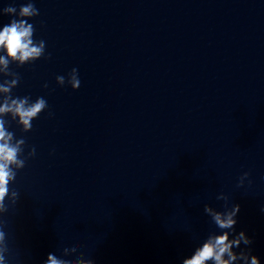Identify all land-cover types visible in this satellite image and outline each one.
Here are the masks:
<instances>
[{
	"label": "clouds",
	"instance_id": "1",
	"mask_svg": "<svg viewBox=\"0 0 264 264\" xmlns=\"http://www.w3.org/2000/svg\"><path fill=\"white\" fill-rule=\"evenodd\" d=\"M2 13L18 18L11 19L8 24L0 28V75L11 77L0 82V93L6 95L0 96V212H6L4 205L5 197L9 193V184L15 181L17 172L13 168L23 169L28 158L36 155L35 147H32L23 157L25 139L20 138L13 143L14 133L9 131L6 125L5 116H10L16 121L21 130L25 133L32 130V121L37 119L42 112L48 108L47 100L44 97H38L34 102L30 101L28 96L13 98L12 90L17 87L20 76L18 73L10 70V64L15 63L18 67L25 64L33 63L45 56L46 43L44 40L34 41L33 36L35 28L28 20L38 16L39 9L29 0L28 3L21 5L18 12L14 6H8L2 9ZM50 58V54L48 57ZM56 82L60 86L68 85L75 91L80 87L78 70L73 68L67 80L65 76L58 75ZM48 87L47 84L44 85ZM52 113L49 112V116ZM245 172L239 180L238 186H242L244 181L249 177ZM251 183V181H249ZM12 195L18 200L19 193L13 192ZM218 200L225 201V210L217 211L209 205L204 206V212L211 218L214 224L222 230L219 234L210 233L207 238L197 246L191 255L183 258L181 264H261L258 256L252 254L250 247L241 249L239 252L234 249L240 248L241 243L249 246L253 243L252 239L244 231L235 233L237 224V215L240 212V205L233 204L231 208L227 207L228 197L223 194L217 197ZM261 211H264L262 207ZM0 264H6V258L3 255L9 250L6 233L0 228ZM77 245L71 250L76 251ZM69 248L63 251L67 252ZM42 264H73L72 259L65 260L58 257L55 253H48L47 258ZM74 264H95L93 259H84L83 255L77 258Z\"/></svg>",
	"mask_w": 264,
	"mask_h": 264
}]
</instances>
